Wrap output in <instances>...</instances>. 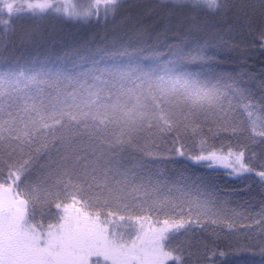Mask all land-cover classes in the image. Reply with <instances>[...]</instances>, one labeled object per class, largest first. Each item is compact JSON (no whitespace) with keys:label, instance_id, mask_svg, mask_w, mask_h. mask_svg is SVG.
<instances>
[{"label":"snow or ice","instance_id":"obj_1","mask_svg":"<svg viewBox=\"0 0 264 264\" xmlns=\"http://www.w3.org/2000/svg\"><path fill=\"white\" fill-rule=\"evenodd\" d=\"M124 2L96 0V21L101 6L107 21ZM172 6L224 16L235 8V26L252 32L257 24L251 5L229 0H172ZM260 7L254 42L264 52V0ZM2 13L9 21L20 15L93 19L91 10L67 0H0ZM9 21L0 35L5 48ZM176 38L164 53L124 48L69 66L24 59L34 35L19 37L16 61L0 68V264H185L172 240L201 224L213 199L170 182L169 166L183 175L189 160L227 162L229 175H247L264 190V153L258 159L243 147L227 156L201 148L193 155L185 139L207 126L216 135L249 132L264 143V115H256L264 113V79L257 96L254 75L218 70L206 44L179 32ZM258 215L264 264V203ZM213 244H204L211 256L202 254L201 261L234 264L231 253L217 254Z\"/></svg>","mask_w":264,"mask_h":264},{"label":"trees","instance_id":"obj_2","mask_svg":"<svg viewBox=\"0 0 264 264\" xmlns=\"http://www.w3.org/2000/svg\"><path fill=\"white\" fill-rule=\"evenodd\" d=\"M60 2L63 4L64 0ZM229 2L252 6L249 11L255 13L257 20L252 32L234 25L235 8L227 16L220 13L212 15L202 10L173 7L172 0H125L116 17L107 21L104 20L101 6L99 22L95 19L96 0H67L69 6L75 5L79 11L93 12V19L88 22L52 15L41 18L20 15L9 21L7 14L2 13L0 35L4 31V21H9V32L7 48L0 41V68L16 61L19 55V37L28 32L33 33L35 43L24 59L35 57L38 61L47 59L69 66L86 65L91 58H99L100 54L124 48L129 53L137 52L142 56L154 51L164 53L169 45L177 43L176 33L179 32L181 39L187 36L190 41L206 44L208 54L220 62L218 70H243L246 74L254 75L256 82L251 87L258 96L260 89L257 84L264 79V52L260 51V44L254 41L258 40L261 0ZM193 27H198L199 30L189 35V29ZM237 112H242V109ZM256 115L264 113L257 111ZM244 118L246 119V114ZM249 135V132L235 136L231 132L216 135L209 133L205 126L200 134L193 136L190 133L185 139L186 146L193 155H199L203 148L206 152L216 151L227 156L230 148L239 152L243 147L247 150V157L256 154L259 159L261 153H264V143H261L259 136L253 141ZM187 163L189 167L184 170L183 175L172 171V166H169L170 182H177L194 197L199 196L202 200L212 198L213 203L209 205L211 212L207 218L201 217V224L193 225L189 231L174 236L172 245L182 250L176 254L182 255L185 264H211L210 260L201 261L199 258L202 254L211 256V251L205 253L203 246L214 240L215 244L210 247H215L217 254L220 251L231 253L234 264H244L245 260L259 264L261 235L254 222L260 219L258 213L264 203V190L257 180L247 175H229L231 169L212 165L208 161L189 160ZM33 179L39 182L42 178L37 173L33 175ZM171 195L176 197L180 193L174 191ZM40 210L41 206L37 204L35 211L38 218ZM213 220H217V223H212ZM228 225L232 226V230H229Z\"/></svg>","mask_w":264,"mask_h":264},{"label":"rangeland","instance_id":"obj_3","mask_svg":"<svg viewBox=\"0 0 264 264\" xmlns=\"http://www.w3.org/2000/svg\"><path fill=\"white\" fill-rule=\"evenodd\" d=\"M210 164H212V165H218V166H224V167H226V168H228L227 167V162H225V163H212L211 161H208ZM229 169V168H228Z\"/></svg>","mask_w":264,"mask_h":264}]
</instances>
